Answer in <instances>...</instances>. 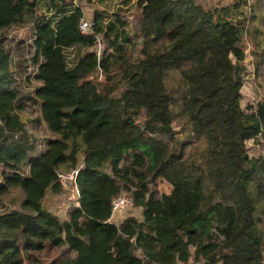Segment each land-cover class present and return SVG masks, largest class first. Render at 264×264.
<instances>
[{"label": "trees", "instance_id": "16d2710c", "mask_svg": "<svg viewBox=\"0 0 264 264\" xmlns=\"http://www.w3.org/2000/svg\"><path fill=\"white\" fill-rule=\"evenodd\" d=\"M242 2L136 0L130 30L117 11L103 22L94 10L90 31L79 33L81 11L66 13L65 0L46 2L54 24L34 0H0V193H22L0 210V264H22L19 243L25 251L45 240L73 252L55 264H264V156L244 148L248 138L264 144V101L251 111L239 103ZM24 24L27 38L13 40L9 30ZM97 34L100 56L86 49L67 66L63 49L90 47ZM98 67L114 70L110 90L89 78ZM31 102L49 134L40 148L17 113ZM176 133L188 138L186 152L175 151ZM74 169L75 204L59 219L41 201ZM157 176L169 192L149 188ZM122 186L141 220H107Z\"/></svg>", "mask_w": 264, "mask_h": 264}, {"label": "rangeland", "instance_id": "374dc122", "mask_svg": "<svg viewBox=\"0 0 264 264\" xmlns=\"http://www.w3.org/2000/svg\"><path fill=\"white\" fill-rule=\"evenodd\" d=\"M36 12L43 13L44 15L52 18V24L55 22V15L53 9L46 8L47 0H34ZM206 6H219L222 3L230 5L235 0H199ZM66 2V13L72 11L74 6H78L81 11L79 18H92L94 10L102 12L103 22L108 21L112 17L113 12L117 11L121 19L126 22L124 27L130 30V26L136 21L138 16L139 7L137 6L136 0H65ZM237 11L240 16L243 17L245 28L241 34V45L243 47V65L244 70L242 71L241 85L238 89V97L241 108L244 111H251L253 104L258 100L264 101V0H244ZM253 16V18H252ZM57 17V16H56ZM249 18V19H248ZM255 29V30H253ZM13 30L16 32L11 33ZM29 31V24L15 27L9 30L10 37L15 40L20 37H26ZM94 44L90 47H84L82 45H73L63 49L65 56V62L67 66H72L78 53L79 55L86 49H91L96 52L97 56H100L104 42L99 34L96 35ZM27 38V37H26ZM135 37L130 33V41ZM137 43L133 47H137ZM138 48V47H137ZM133 50V51H132ZM108 51V49H106ZM127 57L130 60L135 59L137 55L136 51L129 47L127 48ZM129 54V55H128ZM138 56V55H137ZM136 56V58H137ZM28 74L33 73L30 67H27ZM114 70L109 69L108 72L98 67L95 71L89 74V78L94 80L102 92L109 89V86L114 80ZM168 76L174 77L173 72H169ZM31 84H36L37 81L32 77L29 78ZM174 84V82H173ZM110 90V89H109ZM173 102L176 101L177 94L179 93L178 88L172 90ZM20 119L25 121L27 129L30 131L31 137L27 136L29 140L36 143V147L40 148L44 145L45 139L49 137L43 121L38 117L39 110L36 103L24 104L22 109L17 111ZM136 121H141L144 118L143 111L136 112L133 115ZM30 119H35V123H31ZM179 117L175 115L173 125L175 128L178 127ZM179 143L186 142L188 139L186 136L179 135ZM179 143L175 145V151L180 148L186 152L190 144L186 142L185 145L180 146ZM200 143V141H196ZM244 148L248 155H262L264 156V144L257 137L255 139L248 138L244 141ZM26 171V169H24ZM59 176L61 188L58 192H52L49 189L46 190L41 204L42 206L54 213L59 219H63L67 216L68 210L75 204L76 200V186L75 181L72 177L68 176L69 172L61 171ZM118 183H120L118 181ZM151 190L156 193L169 192L170 185L160 176H157L148 184ZM120 191H131L130 186L126 189L121 187ZM119 191V192H120ZM22 198V193L18 188L8 186L7 191L0 193V210L6 211L12 207V203H19ZM135 216L138 219H142L140 207L126 206L120 208L118 212L114 213L110 217V221L118 223L125 216ZM21 254L23 257L22 264H55L56 260L62 254H73L71 250H68L65 244L55 245L51 243V240H45L40 248H28L25 251L21 248L22 243H19ZM192 251V247H190ZM139 252V250H137ZM178 264H200L199 261H195L192 257L187 262Z\"/></svg>", "mask_w": 264, "mask_h": 264}, {"label": "built area", "instance_id": "2783aa9c", "mask_svg": "<svg viewBox=\"0 0 264 264\" xmlns=\"http://www.w3.org/2000/svg\"><path fill=\"white\" fill-rule=\"evenodd\" d=\"M93 23L92 18H79L77 21V30L79 33H87L90 31L91 25ZM76 170H71L68 173L69 177H72L74 180ZM61 176V173H59ZM132 204L131 191H120L110 200L109 216L107 218L110 221V217L119 211L120 208L130 206ZM178 264V262L176 263Z\"/></svg>", "mask_w": 264, "mask_h": 264}]
</instances>
